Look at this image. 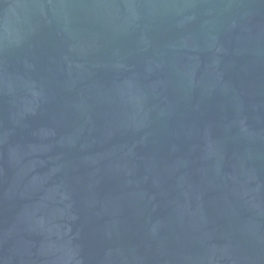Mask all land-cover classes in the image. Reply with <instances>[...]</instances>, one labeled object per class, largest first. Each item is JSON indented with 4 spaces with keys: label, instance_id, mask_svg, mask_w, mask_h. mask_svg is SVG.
Returning <instances> with one entry per match:
<instances>
[{
    "label": "water",
    "instance_id": "water-1",
    "mask_svg": "<svg viewBox=\"0 0 264 264\" xmlns=\"http://www.w3.org/2000/svg\"><path fill=\"white\" fill-rule=\"evenodd\" d=\"M0 264H264V0H0Z\"/></svg>",
    "mask_w": 264,
    "mask_h": 264
}]
</instances>
